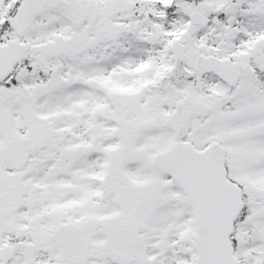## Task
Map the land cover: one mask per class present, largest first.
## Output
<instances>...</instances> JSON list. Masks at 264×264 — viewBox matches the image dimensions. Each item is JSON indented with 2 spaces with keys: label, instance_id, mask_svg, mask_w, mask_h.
I'll return each instance as SVG.
<instances>
[{
  "label": "snow or ice",
  "instance_id": "snow-or-ice-1",
  "mask_svg": "<svg viewBox=\"0 0 264 264\" xmlns=\"http://www.w3.org/2000/svg\"><path fill=\"white\" fill-rule=\"evenodd\" d=\"M0 264H264V0H0Z\"/></svg>",
  "mask_w": 264,
  "mask_h": 264
}]
</instances>
